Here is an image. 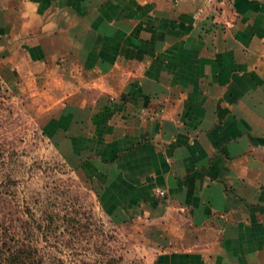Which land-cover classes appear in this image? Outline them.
<instances>
[{
    "label": "crops",
    "instance_id": "crops-1",
    "mask_svg": "<svg viewBox=\"0 0 264 264\" xmlns=\"http://www.w3.org/2000/svg\"><path fill=\"white\" fill-rule=\"evenodd\" d=\"M0 66L150 264H264V0H0Z\"/></svg>",
    "mask_w": 264,
    "mask_h": 264
},
{
    "label": "rangeland",
    "instance_id": "rangeland-1",
    "mask_svg": "<svg viewBox=\"0 0 264 264\" xmlns=\"http://www.w3.org/2000/svg\"><path fill=\"white\" fill-rule=\"evenodd\" d=\"M38 96L0 66V220L40 264H150L137 230L100 209L95 188L45 135L51 103Z\"/></svg>",
    "mask_w": 264,
    "mask_h": 264
},
{
    "label": "trees",
    "instance_id": "trees-1",
    "mask_svg": "<svg viewBox=\"0 0 264 264\" xmlns=\"http://www.w3.org/2000/svg\"><path fill=\"white\" fill-rule=\"evenodd\" d=\"M18 233L0 220V264H40L42 257L37 256L36 247L31 243L24 246Z\"/></svg>",
    "mask_w": 264,
    "mask_h": 264
},
{
    "label": "built area",
    "instance_id": "built-area-1",
    "mask_svg": "<svg viewBox=\"0 0 264 264\" xmlns=\"http://www.w3.org/2000/svg\"><path fill=\"white\" fill-rule=\"evenodd\" d=\"M215 0H204V2L206 3V5L208 3H212L214 2ZM197 16H203V9H201L200 11L197 12ZM156 193L160 196H163L164 195V191L161 190V189H156Z\"/></svg>",
    "mask_w": 264,
    "mask_h": 264
}]
</instances>
